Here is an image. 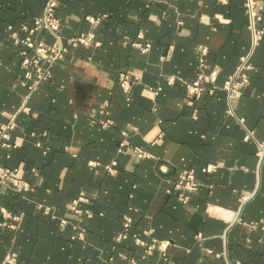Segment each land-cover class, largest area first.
I'll use <instances>...</instances> for the list:
<instances>
[{"label":"crops","instance_id":"0c3cea01","mask_svg":"<svg viewBox=\"0 0 264 264\" xmlns=\"http://www.w3.org/2000/svg\"><path fill=\"white\" fill-rule=\"evenodd\" d=\"M45 1L0 0V126L16 123L0 165L30 186L0 184L1 204L19 217L6 220L12 230L0 215V264L10 250L16 264H264V38L242 95L228 101L223 89L250 50L243 0H58L62 41L92 42L69 45L31 91L11 32L24 37ZM203 48L218 76L197 99L185 83ZM121 73L137 77L130 94ZM105 103L114 125L102 128ZM208 164L216 170L204 172ZM189 169L199 184L190 193L175 186Z\"/></svg>","mask_w":264,"mask_h":264},{"label":"built area","instance_id":"2783aa9c","mask_svg":"<svg viewBox=\"0 0 264 264\" xmlns=\"http://www.w3.org/2000/svg\"><path fill=\"white\" fill-rule=\"evenodd\" d=\"M59 5L58 0H46L42 14L33 18L30 24H24L21 31L25 33L24 37H20L18 31L11 32V38L15 45H22L19 50V54L22 56V66H31L32 69L26 70L24 73V79H33V84L29 86L31 91L45 80H50L53 77V68L61 60L64 59L65 53L68 50L69 45L75 46L78 43L89 44L92 42L93 36L91 34L81 35L77 38L69 39V42L65 44L62 41L61 36V22L57 15V8ZM243 8L247 14V27L251 34V44L248 53L244 54L238 63L235 72L229 75L223 84V89L226 91L228 101L238 98L242 95V88L248 82V76L246 70L250 67V58L256 47L264 38V28L259 26L262 19V7L258 0H243ZM91 21H95L91 18ZM11 29V27H9ZM41 31H47L51 33L55 38V42L47 43L43 38L38 37ZM138 46L141 52H146L150 48V44L142 46L141 44H135ZM205 48L202 49V54L199 58L198 74L196 78L190 82L185 83L187 93L200 98L202 94L208 90L210 94L215 91L214 82L217 79L218 73L216 70H212L207 73L206 60L204 57ZM137 77L130 76L126 73H121L119 76V82L126 94H130ZM172 80V79H171ZM211 84L210 87H207ZM22 111L28 112L26 106H22ZM99 113L103 116L101 121L102 128H107L114 125V120L111 117L108 104L105 103L99 109ZM16 123L14 118H11L7 123L0 126V154L1 150L9 146L8 139L10 132L15 128ZM249 135L253 137V132L250 131ZM134 152L139 157L147 156V153L140 147H135ZM257 156L261 163H264V143H257ZM216 165L208 164L203 168L204 172H213L216 170ZM110 172L112 168L107 167ZM18 170L0 165V184L11 185L16 191L22 192L30 188L29 183L23 181L17 176ZM176 188L183 189L186 192H195L199 188V184L195 179V171L193 169L186 170L179 174L176 184ZM182 202L186 203L189 200V195H183L180 197ZM81 199V198H79ZM78 200L73 202V210L79 212L77 208ZM0 215L5 220L3 224L10 229L15 230L17 228L16 223L7 222L6 220L12 219L15 222L19 220L18 216H14L5 206L0 202ZM131 219L127 218L124 224V232L118 236V240L126 239L129 235V227ZM134 241L137 245L145 246L147 242L138 235H133ZM155 245L148 244V248L151 249ZM17 253L10 250L6 253L2 264H16ZM129 264H137L135 260H131Z\"/></svg>","mask_w":264,"mask_h":264}]
</instances>
